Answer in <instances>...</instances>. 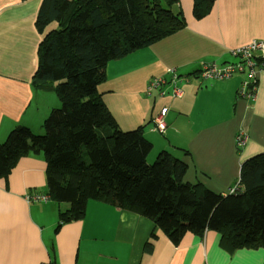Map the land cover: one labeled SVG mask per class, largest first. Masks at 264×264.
Masks as SVG:
<instances>
[{
  "label": "crops",
  "instance_id": "obj_1",
  "mask_svg": "<svg viewBox=\"0 0 264 264\" xmlns=\"http://www.w3.org/2000/svg\"><path fill=\"white\" fill-rule=\"evenodd\" d=\"M193 1L178 2L185 19L182 30L109 63L99 91L122 131L143 126L153 145L152 157L171 153L188 164L186 182H200L225 195L237 185L243 162L264 154V69L254 101L237 97L242 74L201 83L197 75L202 64L234 63L232 49L264 41V0H216L210 14L201 19L193 15ZM42 3L0 0V144L18 126L42 134L44 117L54 106L52 101L56 103L51 96L38 98L43 90L32 84L42 38L36 29ZM170 69L182 79L177 86L184 97H172L170 82L164 96L156 89L148 94L149 82L169 80ZM166 107V129L159 133L154 116ZM240 129L249 139L237 151ZM215 139L222 145L224 163L219 152L208 149ZM45 169L42 156L25 157L6 180L0 179V264H264L262 251L230 256L213 232L204 236L206 244L191 234L179 246L162 232L151 239V221L106 204L123 213V219L112 218L96 201L88 203L83 220L57 231L59 213L67 205L51 202L47 209L26 200L29 192L46 189Z\"/></svg>",
  "mask_w": 264,
  "mask_h": 264
},
{
  "label": "trees",
  "instance_id": "obj_2",
  "mask_svg": "<svg viewBox=\"0 0 264 264\" xmlns=\"http://www.w3.org/2000/svg\"><path fill=\"white\" fill-rule=\"evenodd\" d=\"M215 1L194 0V17L210 14ZM178 2L43 0L36 18L42 38L32 84L54 91L61 107L43 122V135L26 126L9 133L0 144V179L6 180L22 158L42 156L46 189L29 196L47 194L49 201L67 205L59 213L57 231L83 220L88 203L96 201L148 219L154 226L151 239L162 232L174 246L190 234L202 239L207 232H220V247L229 255L264 252V154L243 162L235 194L188 183V164L167 151L147 163L153 145L143 126L122 131L99 91L109 63L184 28ZM256 61L260 65L264 59ZM155 79L164 78L152 79L148 88ZM50 250L54 254L53 244Z\"/></svg>",
  "mask_w": 264,
  "mask_h": 264
},
{
  "label": "built area",
  "instance_id": "obj_3",
  "mask_svg": "<svg viewBox=\"0 0 264 264\" xmlns=\"http://www.w3.org/2000/svg\"><path fill=\"white\" fill-rule=\"evenodd\" d=\"M230 53L232 57L236 59L234 63H227L223 66L217 65L215 62L202 64L197 77L198 81L201 83L203 81L228 80L236 74H242L243 80L238 88L237 97L254 101L258 93L259 74L264 69V62L259 65L256 59H264V41L253 40L246 46L231 50ZM168 73L170 76H172V95L176 97H182L183 91L177 86V84L181 81L177 71L175 69H170ZM167 83L168 82L165 79L153 80L148 88V94H151L154 89L162 85L166 86ZM160 95L164 96V92H160ZM166 113L167 112L164 109L154 116L153 121L156 129L159 132H163L166 129V124L164 121ZM242 130L243 129L239 130V135L235 138V144H237L239 147H243L249 139V136ZM239 190L240 181H238L237 185L229 191V195L235 194ZM41 198L45 202L50 200L49 196L44 195L26 196V200L29 203H31V201H37ZM40 264H51V261L41 262Z\"/></svg>",
  "mask_w": 264,
  "mask_h": 264
},
{
  "label": "rangeland",
  "instance_id": "obj_4",
  "mask_svg": "<svg viewBox=\"0 0 264 264\" xmlns=\"http://www.w3.org/2000/svg\"><path fill=\"white\" fill-rule=\"evenodd\" d=\"M262 41V40H261ZM252 42V41H251ZM251 42H249L248 44H250ZM248 44H246V45H248ZM246 45H244V46H246ZM241 47H243V46H241ZM238 48H240V47H238ZM232 50H234V49H232ZM169 76H170V74H169ZM166 80V79H165ZM167 81V80H166ZM168 82H170L171 83V77L169 78V80H168ZM172 84V83H171ZM183 91V90H182ZM37 94H40L39 95V97L38 98H43L42 96L43 95H46V96H51L54 100H56V103H55V101H54V104H53V101H52V103H51V105H54V106H51L52 108H51V111H52V109L53 108H56V109H58V108H60L61 107V103H60V101H59V99H58V97H57V95H56V93L54 92V91H39ZM42 95V96H41ZM171 95H172V92H171ZM172 97L173 98H176V99H180V98H183L184 97V91H183V96L182 97H176V96H173L172 95ZM58 107V108H57ZM166 110V112H168L169 111V109L166 107V108H163V110ZM51 111H49V113L48 114H46V116L44 117V120L43 121H45L47 118H48V116L50 115V113H51ZM33 132V131H32ZM34 133V132H33ZM35 134V133H34ZM35 135H40V134H37V132H36V134ZM43 135V134H42ZM208 149H215V152H221V150H222V145H221V143L218 141V140H214L213 141V144L211 145V146H208ZM151 154H153V151H151V153L149 154V156L147 157V163L149 164V165H152L155 161H156V158H157V155L155 156V157H152L151 156ZM220 159H221V162L222 163H224L225 162V158H224V156L222 155V153H220ZM5 180V179H4ZM44 196H47V194H44ZM52 201H47V202H45L42 198L41 199H38L37 201H36V203H35V206H38V207H47L50 203H51ZM100 206H102V208H103V213H105V214H107L108 216H110V217H112V218H117V217H120L121 219H123V213H121V211H119V210H117V209H112L111 207H109V206H107L106 204H102V203H100ZM47 209H48V207H47ZM46 209V210H47ZM131 214V213H130ZM213 233H216V234H218L219 235V246H220V244L222 245V243H221V241H222V233H220V232H213ZM206 235V234H205ZM204 238V237H203ZM206 244V239L204 238L203 239V244ZM226 252V251H225ZM238 252H240V251H236V252H233V253H231L232 255H230V256H233V255H235L236 253H238ZM227 253V252H226ZM228 254V253H227Z\"/></svg>",
  "mask_w": 264,
  "mask_h": 264
},
{
  "label": "clouds",
  "instance_id": "obj_5",
  "mask_svg": "<svg viewBox=\"0 0 264 264\" xmlns=\"http://www.w3.org/2000/svg\"><path fill=\"white\" fill-rule=\"evenodd\" d=\"M178 74V73H177ZM179 75V74H178ZM180 77V76H179ZM181 81H182V79H181ZM180 83V82H179ZM229 194V193H228ZM45 262H47V261H45ZM51 264H53L52 262H51Z\"/></svg>",
  "mask_w": 264,
  "mask_h": 264
},
{
  "label": "flooded vegetation",
  "instance_id": "obj_6",
  "mask_svg": "<svg viewBox=\"0 0 264 264\" xmlns=\"http://www.w3.org/2000/svg\"><path fill=\"white\" fill-rule=\"evenodd\" d=\"M197 77H198V75H197ZM181 82V81H180Z\"/></svg>",
  "mask_w": 264,
  "mask_h": 264
}]
</instances>
